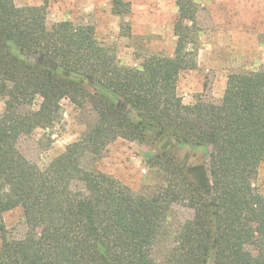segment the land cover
Returning a JSON list of instances; mask_svg holds the SVG:
<instances>
[{"label":"trees","instance_id":"16d2710c","mask_svg":"<svg viewBox=\"0 0 264 264\" xmlns=\"http://www.w3.org/2000/svg\"><path fill=\"white\" fill-rule=\"evenodd\" d=\"M48 1L0 0V214L19 207L26 227L17 239L0 226V264H264V196L251 183L264 156V65L228 75L219 100L184 105L176 83L196 67L187 47L193 0H177L173 56L151 55L137 68L120 66L92 26L48 27ZM123 5L113 0V12ZM64 98L89 105L93 121L39 168L17 141L53 126ZM119 138L160 143L150 159L158 173L151 189L133 192L86 165ZM182 147L208 150L198 175L173 155ZM174 205L192 216L161 247Z\"/></svg>","mask_w":264,"mask_h":264},{"label":"rangeland","instance_id":"374dc122","mask_svg":"<svg viewBox=\"0 0 264 264\" xmlns=\"http://www.w3.org/2000/svg\"><path fill=\"white\" fill-rule=\"evenodd\" d=\"M123 2L125 5L117 15L113 12V0H49L45 9L46 25L69 21L92 26L97 42L110 48L122 67L137 68L151 55L172 57L177 41L174 28L179 23L178 1ZM193 2L195 33L187 47L196 55V67L181 71L176 83L177 95L188 106L198 99L219 100L228 75L257 72L264 65V0ZM14 3L17 7L41 6L42 0H14ZM180 25L190 26V23L182 21ZM40 102L37 97L32 108L37 109ZM60 107L61 117L53 126L36 128L17 141L18 150L39 168L46 167L68 145L80 140L93 121L89 105L83 110L64 98ZM3 110L4 101L0 99V114ZM160 147L158 142L152 145L119 138L106 146L97 161L90 163L87 157L86 165L139 193L158 182V173L150 166V159ZM173 155L193 175H198L194 168L208 163V150L182 147ZM251 183L255 193L264 196V156L257 164ZM191 216L192 211L182 205L172 207L168 234L161 247L170 244L173 231ZM1 225L7 237L21 238L26 229L22 209L18 207L0 214Z\"/></svg>","mask_w":264,"mask_h":264}]
</instances>
